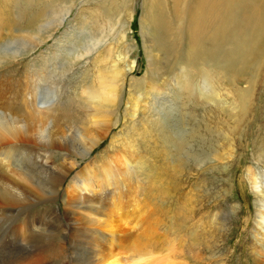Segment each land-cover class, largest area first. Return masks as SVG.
<instances>
[{
	"label": "rangeland",
	"instance_id": "1",
	"mask_svg": "<svg viewBox=\"0 0 264 264\" xmlns=\"http://www.w3.org/2000/svg\"><path fill=\"white\" fill-rule=\"evenodd\" d=\"M12 1V6L10 8L7 7L8 14L15 23L22 25L24 20H22L21 13L26 9V1ZM127 1L131 0H89L86 7L88 8L92 4L89 8V13L95 12V15L101 14V8L103 7L115 13L118 10V6L121 3L124 5ZM160 1L166 6H164V12L167 14L168 20L171 21L170 25L173 26L171 0ZM2 3V0H0V6ZM126 5L125 18L123 20L127 33L126 40L123 43L114 40L107 46H101L92 57L81 61L85 62L83 65L80 66L81 62H76L73 58L66 59L69 54L67 51L64 53L57 44L59 40L64 42L66 40L69 44H65L67 46L65 49L70 52L79 49V54L82 52L80 48L85 47L83 42L81 45L76 43L78 42L77 36L80 33L77 27H79L81 22L78 20L81 16L77 15L80 8L79 3L78 6L72 8L63 26L55 32L51 39L33 48L31 54L28 53L22 56L24 49L21 50L19 55L22 56L21 58L0 70V98L3 99V104L10 102L9 104L19 106L25 116H35V122H38V115H42V113L52 109L45 110L44 107H40L42 106L41 102H43L41 100L42 97H38V105L36 103L35 96L38 88L36 87L37 76L35 69L40 70L43 75H47L49 71L52 77L50 75V81H48L46 86H51V89L56 91V95L62 98H69L75 96V93H82L81 89H84L85 85L95 82L100 70L106 71L113 67L121 69V67L124 68L126 65L128 67L129 62H131V65L136 62V69L130 74H126L125 84L119 89L117 104L112 109V114L108 118L95 120V122H104V124L109 122L110 131L108 136L87 157H76L77 165L73 173L67 177L60 187V195L53 205L49 203L39 204L31 209L29 214L34 216L44 210L45 207H50L63 215L64 212L62 211L65 207V200L67 199L65 197H67L69 183L81 170V167H85L92 160L89 167L95 176L94 183L99 182L97 185H93L94 190L103 188L105 183L101 180L104 171L102 168L112 158L119 162L131 161L134 164L126 172L125 178L123 176L113 178L114 182L110 185V190L106 197L103 198L104 202L106 200L109 201V210L114 211V214L112 212V220L115 223H123L126 214L128 216L126 221L129 219V222L123 223L125 227L121 225L123 229L121 231L120 228L119 232L120 237L123 236L122 238L124 239L120 238V241L125 243H120L119 238L115 236L112 239L113 243L115 242L117 247L121 244L122 247H119L120 250L117 247H112V249L111 246L109 247L114 256L117 253L116 250H119L118 253L123 252L121 256L118 255V261L119 257L122 259L121 264H137L139 260L142 261L143 259L146 260V264L150 262V264H171L172 260L178 261H172V264H256L257 260L261 261L263 259L259 255L260 252H263L264 256V245L258 242L261 239L258 237V229L256 228L258 198L249 181V169L258 176L259 180H262V177H264V157L259 154L263 150L260 147H263L264 143V60L261 61L262 66L260 65L259 71L241 72L240 75H238L239 72L234 73L225 68H216L218 71L213 72L212 84H209L210 87H206L202 79L195 82L197 85L201 81V84H198L200 89L202 86L208 91L213 88V91L216 90L225 95V99L228 100L225 111L218 112V109L222 108L212 104L204 106V104L198 103V106L195 101L185 102V93L175 78L188 62L189 48L186 45L182 46L180 49L181 55L177 57L172 51L173 49L170 48L173 45L167 46L165 43L159 45L153 40L152 35H148L147 27L144 23V28L142 27V19L144 18V13L146 12L147 14V8L150 11L151 0H133L132 4L129 2ZM3 8L2 6L1 10L4 11L5 9ZM6 13L4 11L3 16H6ZM131 13L132 20H129ZM2 28H0V32H3ZM117 29L119 31L120 27L115 26L114 31ZM4 34L15 37L25 36L22 31H17L13 28L10 32L4 31ZM113 35H116L115 32ZM163 39L167 40L169 38L164 36ZM13 42L7 46H0V49L2 50L1 47H4L3 52L9 51L11 53L17 48H24L20 40L15 39ZM150 45L153 47L154 55L162 60V66L155 74L148 63L147 51L150 50L147 47H150ZM126 50H130L131 54L129 61L125 65L123 58ZM56 53L61 58L60 63L54 62L55 56H57ZM63 53L64 55H62ZM168 56L171 59L169 63L171 66L175 60L179 59H182L179 64L182 62L184 64L181 67L179 64L174 66L175 69L174 67L171 68V66L170 68H165L163 60H169V58H166ZM119 57L123 61L121 65H119ZM49 58H51L50 63L47 62ZM69 64H71L70 67L68 66ZM240 65L243 64L238 63L237 69H240ZM202 66L203 63L200 61L190 65L186 71L189 68L190 71H196ZM239 92L251 94L250 104L246 113L239 112L240 109L234 110L230 106L233 105L230 102L233 100L232 97L235 101H238L236 95ZM9 97L10 99H8ZM140 97L142 99L141 103H139L140 108L136 118L129 122L134 111L131 100L137 102ZM48 101L51 102L50 104L47 103L48 106H51L50 108H54L53 106H57L58 102H62V100L52 96L48 98ZM37 107H40L43 112L40 110L36 111ZM160 107L161 109L164 107L163 112L159 111ZM188 112L194 114L189 115ZM79 115L80 118L76 120V123L85 124V114L79 113ZM164 116L166 119L165 123L163 120ZM235 116H237V119H235ZM187 117L189 121L191 120L189 124L194 125L196 129H204L203 122L206 120L210 125H214V129L219 130L222 138H217L214 142L215 150L208 152L210 155L218 153L216 159L209 155L207 160H203L204 162L195 163V165L191 164L192 167L190 165L188 167L184 166L183 172H181V167H177L178 165L173 162L175 153L174 151V154L172 153L166 142L172 140L171 137L177 138L178 127L189 132L188 128L191 125L187 126ZM179 119L181 120V125L178 124ZM218 126L221 127L219 128ZM208 138H211L210 134ZM34 146L30 144V147L34 149L31 150L27 145H19V148L27 151L25 155L28 154L33 159V163L35 159L37 160V156L42 163H47L45 156L47 157L48 155L49 158L52 157L54 160L51 163L57 165L66 156L64 152L58 153V151L48 150L47 147ZM196 147L197 145H193V148ZM82 150L83 148L79 152H82ZM28 155L26 156L30 158ZM175 156L177 155L175 154ZM51 160L49 159L48 161L50 162ZM19 164L17 161L14 165ZM111 164L109 168H112V170L119 169V166L116 167L115 164ZM25 167L26 165H23L21 168ZM9 171L11 172V170ZM13 171L17 170L14 169ZM116 171L118 174L121 173L120 169ZM38 185L45 189L47 188L43 183ZM111 204L112 206H117L114 208ZM118 206L121 208H117ZM130 213L131 215H129ZM121 219L122 222L119 223ZM61 223L68 224L64 220ZM127 223L131 226H127ZM57 240L59 242L60 239L54 240L55 242L51 241V243L58 246L56 245L58 244ZM132 241H134L133 244L137 243L139 249V246H141V251L144 252L139 253V251H136L139 249L132 247ZM129 249L136 250L129 251ZM176 250L180 253L175 252ZM74 252L75 248L72 253L76 255L77 252ZM171 252L173 255L170 258V262H167L166 259L172 254ZM2 253L3 251H1V255ZM155 255L160 261L154 259L156 258ZM153 256V259L156 260L155 262L150 260ZM161 256L164 260L162 263ZM133 258L136 263H134Z\"/></svg>",
	"mask_w": 264,
	"mask_h": 264
},
{
	"label": "bare ground",
	"instance_id": "2",
	"mask_svg": "<svg viewBox=\"0 0 264 264\" xmlns=\"http://www.w3.org/2000/svg\"><path fill=\"white\" fill-rule=\"evenodd\" d=\"M25 1L26 9L21 13L24 23L20 25L19 23H15L13 18L8 14V8L12 6L13 1L2 0L3 3L0 6V28H2L3 24V32H0V46H7L14 43L13 40L18 39L22 42L24 48H17L10 53L9 51L3 52L5 48L1 47L0 70L7 65L13 64L15 60H18L23 55L28 53L31 54L33 48L51 39L55 32L63 26L72 8L78 6L79 3L80 8L78 9L77 15L81 16V20L78 19L81 22L79 27H77L80 33L77 36L78 42L76 43L81 45L83 42L85 43V47L83 46L84 48H80L82 54L78 53L79 49L70 52L65 49L67 48L65 44L69 43L66 42V40L65 42L59 40V42H57L59 47L62 48L64 53L67 51L69 54H67L68 56L66 59L73 58L76 62L84 61L92 57L101 46H107L114 40L123 43L127 38L125 22H123L125 18V7L129 2L132 4L133 0L127 1L124 5L121 3L115 13L103 7L101 8V14L98 13L96 15L95 12L89 13V8L92 4L90 7H86L89 0ZM151 1L152 5L150 11L147 8V14L144 11V18L142 19V27L144 23L147 27L146 31L148 35H152L153 40L159 45L164 43L167 46L173 45L170 48L173 49L172 51L177 57L181 55L180 49L182 46L184 47V45H186V47L189 48L187 57L188 62L186 66H183L182 70L175 78L176 82L185 93V102L189 103L195 101L196 105L202 103L204 106L212 104L222 108L218 109V112L225 111L226 102L228 101L225 99V95L216 90L213 91V88L208 91L205 87L202 88V86L200 89L198 84H201V81L198 82L197 85L195 82L202 79L206 87H210L212 84L213 72L218 71L216 68H225L234 73L239 72L238 75H240L241 72L248 73V71H259L260 65L262 64L261 61L264 60V0H171V11L173 12L171 19H173V26L170 25L171 21L168 20L167 14L164 12L165 5L160 3V0ZM2 6L4 7L3 9H5L4 11L7 12L6 16H3L4 11L1 10ZM129 20H132V13L129 16ZM115 26L120 27L119 31L118 29L114 31ZM12 28L17 31H22L25 36L15 37L4 34V31H12ZM114 32L116 35H113ZM164 36H168L169 39L164 40ZM73 38L76 40L75 37ZM23 49L24 53L22 56H19ZM147 49L150 50L147 51L148 63L152 72L155 74L160 66H162V60L154 55L151 45L147 47ZM127 50L123 58L125 65L126 62L129 61L131 54V51ZM64 53L62 55H64ZM167 55L169 54L167 53ZM55 57L56 59L54 62L60 63L61 58L59 55L57 54ZM166 58H169V56ZM50 60L51 58H49L47 62L50 63ZM170 60V58L169 60H163L165 68H170ZM181 60L182 59L175 60L171 68L177 66ZM200 61L203 63V68L200 67L196 69V71H190L189 68V70L186 71L190 65ZM121 62L123 61H121L119 57V65H121ZM84 63L85 62H81L80 66ZM238 63L243 64L240 65V69H237ZM183 64L184 62L180 63L179 66L181 67ZM68 66L70 67L71 64ZM124 68L121 67V69H117L113 67L106 71L100 70L95 82L85 85V88L81 89L82 93H75V96L69 98H62L56 95V91L51 89V86H46L48 81H50L49 79L52 77L49 71L47 72L45 70L47 75H43L40 70L35 69L37 76L36 87L38 88L35 96L36 103L38 105L37 99L38 97H42L41 100H43V102H41L42 106L40 107H44L45 110L52 109L42 113V115H38V122H35V116H25L23 111L20 110L22 108L19 106L9 104L10 102L3 104V99L0 98V264L122 263L120 257L118 261V255L121 256L123 253H118L120 250L119 247L122 246L119 244L117 247L112 239L115 236L119 238V241L120 238L123 239V236L120 237L119 235L120 228L123 223L129 222V219L126 221L128 218L126 214V218L124 217L125 220L122 218L123 223H121L122 219L119 220L121 224L115 223V221L112 220L114 211L109 210V201L106 200L104 202L103 198H105L109 192L110 185L114 182L113 178H120L121 176L125 178L126 172L129 171L132 164H134L131 163V161L119 162L116 161L115 158H112L109 163L105 164V167H101L102 170H104L101 178L105 183L103 188L94 190L93 185H97L99 182L94 183L95 176L92 169L89 167L92 160L91 163H87L85 167H81V170L78 171L69 183L67 197H65L67 198L65 200V207L62 211L64 212L63 215L50 207H45L44 210L34 216H31L29 213L31 209L39 204L49 203L53 205L60 195V187L67 177L73 173L77 165L75 161L76 157H87L88 154L108 136L110 131L109 122L104 124V122H95V120L108 118L112 114V109L117 104L119 89L125 84L126 74H130L136 69V62H133L132 65L131 62H129L128 67L126 65ZM181 76L183 77L181 78ZM51 96L62 100V102H58L57 106L50 108L51 106H48V104L51 102L48 101V98ZM236 96L238 101H235L232 97L233 100L230 102L233 105L230 106H232L234 110L240 109L239 112L246 113L248 105L250 104L251 94L239 92ZM8 99H10V97ZM141 99L140 97L137 102L131 100L133 102L134 111L131 114L129 122L136 118ZM40 107H37L38 109L35 110L43 112ZM163 108L164 107L161 109L160 107L159 111L163 112ZM79 113L85 114V124L76 123V120L80 118ZM188 114L194 113L188 112ZM188 117L186 118V124L190 126L191 124L189 123L191 120L189 121ZM235 117V119H237V116ZM163 120L165 123V116ZM178 124L181 125L180 119ZM203 124L205 126L204 129H196L194 125H191L188 128L189 132L178 127L176 132L177 138L171 137L172 140L166 142L167 145H169V149L172 150V153L174 151L177 155L175 156L173 153L175 159L173 162L178 165L177 167H181V172H183L184 166L188 167L190 165L192 167L195 163L199 164L203 160H207L210 155L208 152H211L215 148L214 142L217 138H222V134L219 133V130L213 128L214 125H210L206 120H204ZM209 134L211 135L210 139L208 138ZM30 144L33 146L38 145L39 147H47L48 150L58 151V153L64 152L66 156L57 165L51 163L54 160L52 157L49 158L48 155L47 157L45 156L47 163H42V161L38 159V156L36 157L37 160L35 159L33 163V159L28 154L26 155L30 158L25 155L27 151L19 148V145H27L29 146L28 148H31ZM193 145H197V147L193 148ZM80 148H83L82 152H79L81 151ZM260 149L263 150L259 155L264 157V143L263 147L261 146ZM31 150L34 149L31 148ZM82 153L84 154L82 155ZM210 156L216 159L218 153H214ZM49 159L52 160L49 162ZM17 161L18 164H20L15 166L14 164ZM113 161L116 162L114 163ZM110 163L115 164L116 167L119 166L121 173L118 174L116 171L119 169L112 170V168H109ZM23 165H26V167L21 168ZM14 169L17 171L12 172ZM9 170H11V172ZM249 170V181L258 198L256 228L258 229V237L261 238L258 242L264 245V177H262V180H259L258 176L251 169ZM39 183L45 184L47 188L45 189L39 186ZM111 199L113 200V198ZM116 206L112 207L115 208ZM120 206L122 205L120 204ZM117 208H119V206ZM117 213H119V211ZM129 215H131V213ZM62 220L66 221L68 224H62ZM128 225L129 223H127V226ZM37 226L39 227L36 228ZM123 227L125 226L123 225ZM122 229L123 228H121V231ZM56 239H60L59 242L57 240L58 244L56 245L58 246L51 243V241ZM119 241L117 240L118 243ZM123 242L124 241H120V243ZM133 242L134 241H132V244ZM110 246L111 249L112 247H117L119 249L116 250L117 253L115 256L111 253V249H109ZM125 246L123 247L125 248ZM71 247L73 249L75 248V252H77L76 255L72 253L73 249ZM132 247L139 249L137 243L133 244ZM139 247V250L129 249V251L136 250L139 251V253L144 252L141 251V246ZM1 251H3L2 255ZM175 252H177V250ZM177 253L179 254L180 252ZM172 255L173 253L169 257L166 255V257L169 258V260L168 258L166 259L167 262H170ZM176 256L178 255L176 254ZM259 256H262L263 259L258 261L256 258V264H264L263 252H260ZM153 258L154 256L150 260L157 259V257ZM161 259L163 260L162 256ZM157 260H159V258ZM133 261L136 263L135 259ZM145 261V259L142 261L139 260L137 264H146ZM155 261L156 260H154V262ZM162 262H164V260L161 261V263Z\"/></svg>",
	"mask_w": 264,
	"mask_h": 264
}]
</instances>
